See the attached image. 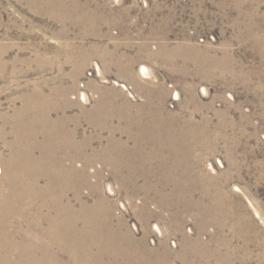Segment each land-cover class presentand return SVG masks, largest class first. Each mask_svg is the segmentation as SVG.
Here are the masks:
<instances>
[{
    "label": "rangeland",
    "instance_id": "374dc122",
    "mask_svg": "<svg viewBox=\"0 0 264 264\" xmlns=\"http://www.w3.org/2000/svg\"><path fill=\"white\" fill-rule=\"evenodd\" d=\"M0 62V264H264V0H0Z\"/></svg>",
    "mask_w": 264,
    "mask_h": 264
},
{
    "label": "bare ground",
    "instance_id": "6f19581e",
    "mask_svg": "<svg viewBox=\"0 0 264 264\" xmlns=\"http://www.w3.org/2000/svg\"><path fill=\"white\" fill-rule=\"evenodd\" d=\"M1 63V62H0ZM3 65H5L3 63ZM142 71L144 73L145 70L144 68L142 69ZM147 71V70H146ZM82 98V97H81ZM43 103V102H42ZM35 105V104H34ZM32 108V107H31ZM35 109V108H34ZM42 109V108H41ZM46 109V108H45ZM24 110V109H23ZM24 114V112H23ZM27 115V114H26ZM22 116V115H21ZM33 116V115H32ZM27 118V117H26ZM41 119V118H40ZM36 120V119H34ZM3 121V120H2ZM24 121V120H23ZM22 121V122H23ZM5 126H6V129H8V131H6V134L4 135V137H7L9 134H10V130H9V120L8 118L6 117L5 118ZM41 122V121H40ZM49 122V121H48ZM30 124V123H29ZM39 124V123H38ZM42 124V123H41ZM3 125V126H4ZM21 125V124H20ZM18 126V125H17ZM39 126V125H38ZM48 126V125H47ZM53 127V126H52ZM19 128V127H18ZM19 130V129H18ZM23 130V129H22ZM32 132V131H31ZM37 132V131H36ZM22 133V132H21ZM40 133V132H39ZM49 133V132H48ZM55 133V132H54ZM12 134V133H11ZM29 134V133H28ZM44 134V133H43ZM58 134V133H57ZM16 135V134H15ZM18 135V134H17ZM63 135V133H62ZM66 135V134H65ZM38 136V135H37ZM36 136V137H37ZM50 136V135H49ZM54 136V135H53ZM30 138V137H29ZM39 138V137H38ZM8 139V138H7ZM49 139V138H48ZM54 139V138H53ZM3 141V140H2ZM41 141V140H40ZM33 142V141H32ZM49 142V141H48ZM7 143V142H6ZM17 143V142H16ZM8 145V143H7ZM27 145V144H26ZM69 145V144H68ZM9 146V145H8ZM25 146V145H24ZM20 147V146H19ZM18 147V148H19ZM30 147V146H29ZM44 148V147H43ZM3 149V148H2ZM1 149V150H2ZM56 149V148H54ZM64 150V149H63ZM23 151V150H22ZM41 152V151H40ZM54 152V151H53ZM66 152H69V151H66ZM10 153V152H9ZM50 153V152H48ZM5 155V154H4ZM23 155V154H22ZM29 155V154H28ZM49 155V154H48ZM59 155V154H58ZM62 156V155H61ZM25 156H23L22 160L24 159ZM54 157V156H53ZM71 157V156H70ZM38 158V157H37ZM69 158V157H68ZM12 159V158H11ZM51 159V158H50ZM10 160V159H9ZM33 161H35V159H31ZM63 161V160H62ZM24 166L26 168H29L30 166V161L28 160V156H27V160L24 159ZM52 162V161H51ZM5 163H6V170H5V173L3 174V176H0V202L4 204V207L3 208H0V218L1 219H5L7 218V215H9V211H10V203H11V192H10V187H11V174L9 172V162L7 160H5ZM13 163V162H12ZM22 164V162H21ZM34 166V165H33ZM77 168V167H76ZM43 170V169H42ZM77 170V169H76ZM63 171V170H62ZM80 171V170H79ZM77 172V171H76ZM13 174V173H12ZM81 175V174H80ZM41 176V175H40ZM19 180V179H18ZM39 183V182H38ZM29 189V188H28ZM35 189V188H34ZM30 192V191H29ZM43 194V193H42ZM41 194V195H42ZM28 198V196H27ZM56 198V197H55ZM41 199V198H40ZM100 201V200H99ZM29 207V206H28ZM229 209V208H228ZM232 209V208H231ZM36 218V217H35ZM20 226V225H19ZM37 229V227H36ZM155 229L157 230V232H159L161 234V230H160V227L158 225H155ZM38 230V229H37ZM41 233V232H40ZM36 234V233H35ZM36 236L38 237V235L36 234ZM33 237V236H32ZM110 241V240H109ZM130 241V240H129ZM120 248V247H119ZM15 254V253H14ZM135 254V253H134ZM19 255V254H18ZM135 256V255H133ZM136 257V256H135ZM131 260V259H130ZM11 261V260H10ZM106 261V260H105ZM34 262V261H33ZM15 264V263H14ZM19 264V263H18Z\"/></svg>",
    "mask_w": 264,
    "mask_h": 264
}]
</instances>
